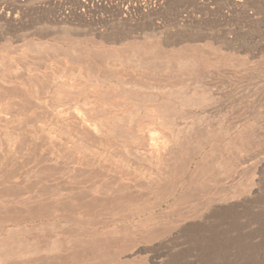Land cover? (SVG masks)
I'll return each instance as SVG.
<instances>
[{
	"label": "rangeland",
	"instance_id": "rangeland-1",
	"mask_svg": "<svg viewBox=\"0 0 264 264\" xmlns=\"http://www.w3.org/2000/svg\"><path fill=\"white\" fill-rule=\"evenodd\" d=\"M179 35L185 36L184 38L191 36L192 39L180 41L177 38L179 41H176L175 38ZM172 40L176 44L166 45L167 41L173 42ZM147 41L152 43L149 54L153 59H158L154 60L155 63L152 61V64H141L135 58L141 53L142 42ZM190 44L199 47L201 58L204 56L209 59L205 68V80L208 84L205 82V87L202 88L200 82L192 81L196 84L192 85L190 79L191 88L186 90L189 92H178L176 99L187 104H177L175 107L172 104L169 111L162 112L167 116L171 128L164 129L156 124L151 133L146 131V137L137 135L142 141L136 135H131L132 139L129 137V141L122 142L123 144L120 142L125 138H117L116 141L111 135L113 132L110 134L112 138L102 144L91 139L87 130L92 132L96 128L93 132L98 137H103L102 134L107 131L104 134L106 138L107 133L117 128L114 118H120L119 116L124 119L123 127L136 130L137 121L133 123L134 127L129 119L137 116L138 94H135V90L139 88L138 84L155 81L157 77L175 75L174 72L187 71L188 76L190 70L185 69L187 63L180 59L190 53ZM54 48H64L65 54ZM87 50L97 51L104 59L93 56ZM73 55H76L75 58L71 57ZM0 70V170L5 168L0 171V177L11 173V168V171L17 168V173H12L20 176V180L27 172L29 177L28 174L25 176L29 181H24V185L27 182L34 189L24 191L17 200L10 199L9 202L2 203L0 199V264H264V77L261 76L264 75L263 0H0ZM9 71H15L16 74ZM191 76L194 80L193 75ZM68 82L71 85H67ZM12 90L16 92L13 94ZM199 99L206 104L219 102L222 108L219 117L213 119L210 114H201L203 110L199 108ZM216 99L219 101H215ZM131 109H135V112ZM80 114L87 115V118ZM196 115L204 120H214L216 132L220 129L217 133L227 138L220 142L214 141L215 145L207 148L203 161L196 159L189 169L188 162L183 160L188 161L191 153L187 152L195 144L198 146V142L190 144L186 148L189 151L185 149L176 160L177 147L173 137L174 134L187 131L186 128ZM77 131L79 135H76ZM154 133L170 137V149H166V152L163 150L161 154L171 164L166 162L165 165L173 168L171 170L167 167L171 176L172 171L176 170L175 166L178 170H184L180 174L176 170L173 179L169 178L170 183L163 182V186L158 185L160 187L156 188L152 184L159 179L158 173L161 170L158 171L157 164L148 156L149 147L151 148L149 137ZM243 135H246L245 139ZM118 139L122 140L118 143ZM77 141H81V144ZM244 143H248L247 151L244 149L240 152L239 148ZM225 146L231 151L226 152ZM136 148L145 152L144 160H133ZM250 154H256V157L245 161V157ZM79 157L85 162L92 161V164L75 167V160H80ZM121 161L148 166L142 165L138 170H150V173L146 172V175L136 178L137 186L144 187L141 190L147 191V195L130 203L128 208V205L124 206V210L127 208L126 213L130 211L138 215L127 226L111 224L110 227L102 228V224H96L97 228L91 221L92 217L79 214L74 203L76 204L79 192L85 189L84 186L102 181L103 176L100 177L98 173L100 166L106 168L111 164L122 163ZM179 162L184 165L181 166ZM67 163L70 164L67 166ZM54 168L56 171L51 175ZM34 175L40 182L35 180ZM44 183L49 187L44 186ZM58 190L60 192L55 194ZM59 194L62 195L59 196L61 200L57 197ZM3 207L8 211L4 212L6 209H2ZM27 213L29 216H26ZM3 214L6 215L5 218ZM12 214H15L14 219L10 216ZM8 217L12 220H7L6 223ZM15 219H18V223Z\"/></svg>",
	"mask_w": 264,
	"mask_h": 264
},
{
	"label": "bare ground",
	"instance_id": "bare-ground-1",
	"mask_svg": "<svg viewBox=\"0 0 264 264\" xmlns=\"http://www.w3.org/2000/svg\"><path fill=\"white\" fill-rule=\"evenodd\" d=\"M230 1V0H229ZM248 2H250V1H248ZM247 2V3H248ZM252 2V1H251ZM250 2V3H251ZM259 2V1H258ZM238 3V2H237ZM246 3V2H245ZM250 3H248V5H250ZM263 3H264V0H263ZM240 4V3H239ZM244 4V3H243ZM260 4V3H259ZM262 4V3H261ZM245 5V4H244ZM252 5H253V3H252ZM241 6V5H240ZM247 6V5H246ZM252 7V6H251ZM246 9V8H245ZM262 10V9H261ZM208 12V11H207ZM229 13V12H228ZM212 14V13H211ZM245 21V20H244ZM190 31V30H189ZM183 35V34H182ZM189 35V34H188ZM185 36H181L180 37V35H179V37L178 36H176V38H175V40L178 38V39H180V41H181V39H183V41L185 40H188V39H192L191 38V36H189V38H184ZM192 37H194V36H192ZM202 37V36H201ZM216 38V37H215ZM218 38H219V36H218ZM70 39V38H69ZM74 39V38H73ZM155 39V38H154ZM177 39V40H178ZM214 39V38H213ZM67 40V39H66ZM76 40V39H75ZM87 40V39H86ZM88 40H90L89 38H88ZM153 40V39H152ZM156 40V39H155ZM176 40V41H177ZM215 40V39H214ZM74 41V40H73ZM92 41V40H91ZM100 41V40H99ZM145 41V40H144ZM173 41V40H172ZM179 41V40H178ZM94 42H95V40H94ZM104 42V41H103ZM103 42H101V43H103ZM153 42V41H152ZM158 42H160V41H158ZM82 43V42H81ZM100 43V42H99ZM129 43V42H128ZM143 44L140 46V51H141V53H139V56H138V58L136 59L135 58V60L136 61H139L141 64H147V63H151L152 61L154 62V60L156 59H153L152 58V56L149 54L150 53V50H151V42H142ZM178 43V42H177ZM104 44V43H103ZM154 44V43H153ZM172 44H176V42H169V41H167V43H166V45H171L172 46ZM223 44V43H222ZM255 44V43H254ZM73 45H75V44H73ZM77 45H78V40H77ZM133 45H134V43H133ZM191 46H190V49H189V51H190V55L189 54H186V55H184V58H182L181 57V59L180 60H182V59H184V61H186V63H187V66L185 67V69H189L190 70V72H188V76H187V71L186 72H182V73H176V72H174L175 73V75H168V77H167V73L166 74H164V75H166V77H164V78H158L157 77V79L156 78H154V79H156L155 81H146V82H143L142 84H138V86H139V88L138 89H136L135 90V94H138V96L136 97V98H138V108H137V110H138V112H137V116H136V118H134L133 116H132V118L131 119H129V123H136L135 121H137V124H135V125H137L136 126V130H134L135 128V126H134V124H133V130L130 128V127H123L122 126V123L124 122V119L123 118H121V116H119L120 118H114V119H116L115 120V123H117L118 124V126H117V128L114 130V131H111L110 133H107L106 135H108V136H106V138H104V134L107 132H105V131H103L102 130V128H101V131L104 133V134H102L103 135V137H98V135H96V134H94L95 132H93V131H95V129H93V131L92 132H90L89 130H87L86 132H88L87 134L88 135H90L92 138L91 139H94L93 141L94 142H96L97 144H102V143H105V142H108L111 138H112V136L111 135H113V137L114 138H116V141H117V138H125L124 140H120V139H118V143L120 142L121 144H123V143H125L126 141H129L128 140V138L129 137H131V135H134V137H135V135L137 136V135H139L140 137H146V131H147V133L149 134V132L151 133L153 130H155V128H156V124H159L162 128H164V129H167V128H171V126L169 125V123L167 122V116H165L164 114H162V112H165V111H169L168 109H169V106H171L172 104L174 105V107H175V105H185V104H187V103H183V102H179L177 99H176V95L177 94H179L178 92H180V94H181V90L183 91V90H188V89H190L191 87H190V85H189V83H190V79H191V82L193 81H195V82H200L201 84L200 85H202V88H203V86L205 87V82L208 84V82H207V80H205V76H206V72H205V68H206V66L208 65V63H209V59H208V57H202L201 58V56H200V53H199V47L197 48V47H193V45L192 44H190ZM247 45V44H246ZM76 46V45H75ZM81 46H83V45H81ZM80 46V47H81ZM131 46V45H130ZM185 46V45H184ZM53 47V46H52ZM55 47V46H54ZM78 47H79V45H78ZM126 47V46H125ZM153 47V46H152ZM169 47V46H168ZM186 47V46H185ZM187 47H188V45H187ZM240 47V46H239ZM49 48V47H48ZM110 48V47H109ZM134 48V47H133ZM133 48L131 49V50H133ZM155 48V47H154ZM183 48V47H182ZM212 48H214V47H212ZM219 48V47H218ZM235 48V47H234ZM46 49V48H45ZM64 49V48H63ZM63 49L61 50V48H60V50L59 51H62L63 52ZM78 49V48H77ZM107 49V48H106ZM118 49H119V47H118ZM204 49V48H203ZM206 49V48H205ZM216 49H217V47H216ZM40 50V49H39ZM47 50V49H46ZM49 50V49H48ZM54 50L55 51H58V50H56L55 48H54ZM65 50V49H64ZM84 50V49H83ZM187 50V49H186ZM237 50V49H236ZM241 50V49H240ZM53 51V50H52ZM75 51V50H74ZM86 51V50H85ZM87 51H89L90 53H92L93 54V56H96V57H99V58H103L104 59V56L102 57V54H100V53H98L97 51L96 52H91L90 50H87ZM127 51H129V49L127 50ZM208 51V50H207ZM207 51H205V52H207ZM39 52V51H38ZM46 52V51H45ZM65 52V51H64ZM63 52V54H65ZM122 52L124 53L125 51H123L122 50ZM136 51H134L133 50V53H135ZM173 52V51H172ZM209 52V51H208ZM44 53V52H43ZM66 53H67V51H66ZM71 53V52H70ZM89 53V54H90ZM103 53V52H102ZM132 53V52H131ZM132 53V54H133ZM180 53V52H179ZM251 53V52H250ZM253 53V52H252ZM68 54V53H67ZM72 54H74V53H72ZM128 54V53H127ZM129 54H130V52H129ZM210 54V53H209ZM134 55V54H133ZM157 55H159V57H160V54H157ZM156 55V56H157ZM234 55V54H233ZM255 55V54H254ZM26 56V55H25ZM67 56V55H66ZM74 56H76V55H73V56H71V57H73V58H75ZM135 56V55H134ZM226 56V55H225ZM79 57V56H78ZM90 57V56H89ZM112 57H113V55H112ZM124 57V56H123ZM136 57V56H135ZM212 57V56H211ZM215 57V56H214ZM213 57V58H214ZM114 58V57H113ZM175 58V57H174ZM179 58V57H178ZM231 58V57H230ZM2 59V58H1ZM3 59H5V58H3ZM82 59V58H81ZM97 59V58H96ZM131 59V58H130ZM158 59V58H157ZM157 59H156V61H157ZM164 59V58H163ZM166 59V58H165ZM167 59H169V57L167 58ZM98 60V59H97ZM105 60H107V59H105ZM128 60V59H127ZM160 60V59H159ZM162 60V59H161ZM178 60V59H177ZM5 61H6V59H5ZM84 61V60H83ZM82 61V62H83ZM91 61V60H90ZM93 61V60H92ZM91 61V62H92ZM164 61V60H163ZM166 61H168V60H166ZM173 61V60H172ZM171 61V62H172ZM108 62H109V60H108ZM160 62V61H159ZM179 62V61H178ZM181 62V61H180ZM191 62H193L194 64L192 65L191 64ZM111 63V62H110ZM130 63V62H129ZM155 63V62H154ZM170 63V62H169ZM175 63V62H174ZM185 63V62H184ZM185 63V64H186ZM231 63V62H230ZM5 64V63H4ZM7 64V63H6ZM10 64V63H9ZM83 64V63H82ZM85 64V63H84ZM93 64V63H92ZM104 64V63H103ZM123 64V63H122ZM138 64V63H137ZM152 64V63H151ZM160 64V63H159ZM166 64V63H165ZM172 64V63H171ZM176 64V63H175ZM221 64H223V63H221ZM107 65V64H106ZM150 65V64H149ZM183 65V64H182ZM23 66V65H22ZM133 66V65H132ZM160 66V65H159ZM163 66V65H162ZM164 66H167V65H164ZM169 66H171V65H169ZM196 66V67H195ZM217 66V65H216ZM11 66H9V70L11 69L10 68ZM15 66H13V68H14ZM94 67V66H93ZM110 67V66H109ZM4 68V67H3ZM22 68V67H21ZM82 68V67H81ZM106 68V67H105ZM140 68H142V67H140ZM146 68L148 69V67L146 66ZM150 68V67H149ZM171 68V67H170ZM152 69H153V67H152ZM151 69V70H152ZM168 69V68H167ZM166 69V70H167ZM184 69V68H183ZM192 69H194V70H192ZM219 69V68H218ZM3 70V69H2ZM59 70H61V69H59ZM64 70V69H63ZM75 70V69H74ZM83 70V69H82ZM115 70V69H114ZM113 70V71H114ZM121 70V69H120ZM123 70V69H122ZM165 70V68L163 69V71ZM169 70V69H168ZM172 70V69H171ZM192 70V71H191ZM1 71V70H0ZM4 71V70H3ZM13 71V70H12ZM96 71V70H95ZM161 71H162V69H161ZM9 72H11V71H9ZM15 72V71H14ZM13 72V73H14ZM80 72V71H79ZM84 72V71H83ZM86 72V71H85ZM88 72V71H87ZM109 72V71H108ZM111 72V71H110ZM116 72V71H115ZM120 72V71H119ZM123 72V71H122ZM157 72V71H156ZM12 73V72H11ZM12 73V74H13ZM174 73H172V74H174ZM213 73V72H212ZM3 74V73H2ZM5 74V73H4ZM16 73H14L13 75H15ZM82 74V73H81ZM105 74V73H104ZM113 74V73H112ZM118 74V73H117ZM119 74H121V73H119ZM130 74V73H129ZM146 74V73H145ZM186 74V75H185ZM211 74V73H210ZM44 75V74H43ZM48 75H49V73H48ZM48 75H47V77H48ZM70 75V74H69ZM72 75V74H71ZM155 75V74H154ZM191 75H193V79L194 80H192V76ZM12 76V75H11ZM52 76V75H51ZM50 76V77H51ZM79 76V75H78ZM82 76V75H81ZM112 76V75H111ZM211 76V75H210ZM261 76H263L264 77V75H261ZM1 77V76H0ZM10 77V76H9ZM116 77V76H115ZM156 77V76H155ZM189 77V78H188ZM213 77V76H212ZM218 77V76H217ZM19 78V77H18ZM109 78V77H108ZM117 78V77H116ZM124 78H126L125 76H124ZM1 79V78H0ZM51 79V78H50ZM61 79V78H60ZM75 79V78H74ZM78 79V78H77ZM99 79V78H98ZM120 79V78H119ZM130 79V78H129ZM16 80V79H15ZM121 80H123L122 78H121ZM126 80V79H125ZM128 80V79H127ZM131 80V79H130ZM205 80V81H204ZM213 80V79H212ZM230 80V79H229ZM251 80V79H250ZM259 80V79H258ZM2 81V80H1ZM50 81V80H49ZM59 81V80H58ZM75 81V80H74ZM103 81V80H102ZM119 81V80H118ZM137 81V80H136ZM139 81H140V79H139ZM143 81V80H142ZM141 81V82H142ZM3 82V81H2ZM17 82H18V80H17ZM37 82V81H36ZM60 82V81H59ZM63 82V81H62ZM78 82V81H77ZM120 82V81H119ZM118 82V83H119ZM124 82V81H123ZM126 82H128V81H126ZM125 82V83H126ZM131 82V81H130ZM134 82V81H133ZM192 82V83H193ZM210 82V81H209ZM4 83V82H3ZM47 83V82H46ZM61 83V82H60ZM132 83V82H131ZM137 83V82H136ZM136 83H135V85H136ZM70 83L68 82L67 83V85H69ZM123 83H121V85H122ZM134 84V83H133ZM206 84V85H207ZM230 84V83H229ZM234 84H236V83H234ZM5 85L7 86V84L5 83ZM4 85V86H5ZM9 85H10V83H9ZM11 85L13 86V84L11 83ZM10 85V86H11ZM49 85V84H48ZM66 85V84H65ZM71 85V84H70ZM126 85V84H125ZM192 85H196V84H192ZM212 85V84H211ZM217 85V84H216ZM215 85V86H216ZM219 85V84H218ZM225 85V84H224ZM224 85H223V87H224ZM240 85V84H239ZM262 85V84H261ZM5 86V87H6ZM11 86V87H12ZM18 86V85H17ZM17 86H15L16 88H17ZM38 86H39V84H38ZM77 86V85H76ZM88 86V85H87ZM128 86V85H127ZM132 86V85H131ZM130 86V87H131ZM197 86H199L198 84H197ZM236 86V85H235ZM1 87H3V86H1ZM9 87V86H8ZM14 87V88H15ZM20 86H18V88H19ZM50 87V86H49ZM64 87V86H63ZM73 87V86H72ZM108 87V86H107ZM193 87V86H192ZM208 87V86H207ZM217 87V86H216ZM222 87V86H221ZM40 88V87H39ZM38 88V90H40ZM62 88V87H61ZM60 88V89H61ZM65 88H67L66 86H65ZM70 88V87H69ZM75 88V87H74ZM81 88H83L82 86H81ZM91 88V87H90ZM101 88V87H100ZM194 89H195V87H193ZM197 88V87H196ZM198 88H200V86L198 87ZM197 88V89H198ZM201 88V89H202ZM211 88H212V86H211ZM215 88V87H214ZM213 88V89H214ZM218 88V87H217ZM230 88V87H229ZM228 88V89H229ZM5 89V88H4ZM10 89V88H9ZM19 89H21V88H19ZM31 89V88H30ZM103 89V88H102ZM117 89V88H116ZM6 90H8V89H6ZM73 90V89H72ZM91 90V89H90ZM192 90V89H191ZM208 90H209V88H208ZM231 90V89H230ZM243 90V89H242ZM252 90H253V88H252ZM3 91V90H2ZM13 91V90H12ZM31 91V90H30ZM65 91H67V90H65ZM69 91H71V89H69ZM77 91H78V89H77ZM195 91V90H194ZM210 91V90H209ZM212 91V90H211ZM216 91V90H215ZM16 92V91H15ZM14 91H13V94L15 93ZM19 93H20V91H18ZM24 92V91H23ZM47 92H49V91H47ZM52 92V91H51ZM54 92V91H53ZM68 92V91H67ZM80 92H82V91H80ZM85 92H86V90H85ZM125 92V91H124ZM187 92V91H186ZM189 92V91H188ZM187 92V93H188ZM192 92H193V90H192ZM191 91H190V93H192ZM195 92H198V91H195ZM202 92V91H201ZM223 92V91H222ZM3 93H5V91L3 92ZM8 93V92H7ZM6 93V94H7ZM10 93V92H9ZM21 93H22V91H21ZM55 93V92H54ZM57 93V92H56ZM70 93H72V92H70ZM83 93V92H82ZM81 93V94H82ZM123 93V92H122ZM126 93V92H125ZM134 93V92H133ZM132 93V94H133ZM183 93H184V91H183ZM194 93V92H193ZM204 93V92H203ZM206 93V92H205ZM212 93H214V92H212ZM224 93V92H223ZM264 93V92H263ZM1 94V93H0ZM24 94H25V92H24ZM36 94V93H35ZM38 94V93H37ZM50 94V93H49ZM52 94V93H51ZM77 94V93H76ZM92 94V93H91ZM94 94V93H93ZM97 94V93H96ZM120 94V93H119ZM124 94V93H123ZM127 94V93H126ZM126 94H124V96L126 95ZM135 94H133V95H135ZM201 95H202V93H200ZM18 96H19V94H17ZM22 95V94H21ZM39 95V94H38ZM78 95V94H77ZM87 95V94H86ZM95 95V94H94ZM183 95V94H182ZM182 95H181V97H182ZM184 95H186V94H184ZM212 95V94H211ZM232 95V94H231ZM238 95V94H237ZM1 96V95H0ZM15 96V95H14ZM23 96V95H22ZM26 96V95H25ZM65 96H67L66 94H65ZM189 96H191V95H188V97ZM200 96V95H199ZM218 96V95H217ZM234 96V95H233ZM5 97V96H4ZM7 97V96H6ZM8 97H9V94H8ZM13 97V96H12ZM63 97V96H62ZM72 97V96H71ZM76 97H78V96H76ZM85 97V96H84ZM90 97V96H89ZM187 97V96H186ZM186 97H184V99L186 98ZM193 97V96H192ZM192 97L190 98V99H192ZM198 97V96H197ZM215 97V96H214ZM218 97H220V96H218ZM235 97V96H234ZM56 98V97H55ZM66 98H69L70 99V97L69 96H67ZM66 98H65V100H66ZM73 98H74V96H73ZM195 98H196V96H195ZM194 98V99H195ZM231 98V97H230ZM229 98V99H230ZM7 99V98H6ZM5 99V100H6ZM41 99V98H40ZM76 99V98H75ZM79 99V98H78ZM80 99H82V98H80ZM79 99V100H80ZM93 99V98H92ZM194 99H193V104L195 105V103H194ZM214 99V98H213ZM218 99V98H217ZM215 100V101H219V100ZM236 99V98H235ZM22 100V99H21ZM68 100V99H67ZM71 100V99H70ZM70 100H68V101H70ZM134 100V99H133ZM186 100V99H185ZM184 100V101H185ZM233 100H234V98H233ZM30 101V100H29ZM28 101V102H29ZM51 101V100H50ZM106 101V100H105ZM118 101V100H117ZM197 101H198V99L196 100V103H197ZM206 101V100H205ZM212 101V100H211ZM91 102V101H90ZM99 102V101H98ZM226 102V101H225ZM238 102V101H237ZM240 102V101H239ZM7 103V102H6ZM105 103V102H104ZM227 103H228V100H227ZM234 103V102H233ZM48 104V103H47ZM95 104H96V102H95ZM232 104V103H231ZM236 103H234V105H235ZM23 105V104H22ZM46 105V104H45ZM78 105V104H77ZM76 105V106H77ZM98 105V104H97ZM173 105H172V107H173ZM193 105V106H194ZM198 105H199V108H200V110H203V112L201 113V114H203V113H205V114H210L212 117H213V119H215V118H218L219 117V115H220V112H221V105L219 104V102L218 103H215V104H206V103H203L200 99H199V103H198ZM241 105V104H240ZM4 106H6V104L4 105ZM10 106V105H9ZM8 106V107H9ZM26 106V105H25ZM107 106H108V104H107ZM110 106V105H109ZM196 106V105H195ZM225 106V105H224ZM232 106V105H231ZM231 106H230V109H231ZM243 106V105H242ZM131 107V106H130ZM129 107V108H130ZM171 107V108H172ZM233 107V106H232ZM236 107V106H235ZM244 107V106H243ZM31 108V107H30ZM80 109H81V107H79ZM97 108V107H96ZM181 108V107H180ZM197 108V107H196ZM1 109V108H0ZM9 109H11V108H9ZM85 109H86V107H85ZM88 109V108H87ZM117 109V108H116ZM229 109V110H230ZM239 109H240V106H239ZM244 109V108H243ZM8 110V109H7ZM64 110V109H63ZM91 110V109H90ZM97 110V109H96ZM104 110H105V108H104ZM107 110V109H106ZM118 110H120V109H118ZM133 112H135V109H131ZM180 110H183V108L182 109H180ZM246 110V109H245ZM80 111V110H79ZM89 111V110H88ZM102 111V110H101ZM131 111V112H132ZM192 111V110H191ZM224 111V110H223ZM234 111V110H233ZM247 111V110H246ZM8 112V111H7ZM13 112V111H12ZM11 112V113H12ZM67 112V111H66ZM87 112V111H86ZM120 112V111H119ZM132 112V113H133ZM243 112V111H242ZM62 113V112H61ZM81 113V112H80ZM179 113V112H178ZM200 113V112H199ZM240 113V112H239ZM245 113V112H244ZM9 114H10V112H9ZM180 114V113H179ZM182 114V113H181ZM228 114V113H227ZM226 114V115H227ZM238 114V113H237ZM15 115V114H14ZM74 115V114H73ZM76 115V114H75ZM78 115H79V113H78ZM80 115H83V116H85L84 114H80ZM112 115V114H111ZM222 115V114H221ZM235 115V114H234ZM240 115V114H239ZM49 116V115H48ZM109 116V115H108ZM116 116V115H115ZM114 116V117H115ZM249 116V115H248ZM14 117V116H13ZM55 117V116H54ZM86 118H87V115L85 116ZM98 117H100V116H98ZM118 117V116H117ZM235 117V116H234ZM244 117V116H243ZM247 117V116H246ZM246 117H244V118H246ZM5 118V117H4ZM7 118V117H6ZM101 118V117H100ZM110 118V117H109ZM130 118V117H129ZM242 118V117H241ZM254 118V117H253ZM112 118H110V120H111ZM113 119V120H114ZM233 119V118H232ZM17 120V119H16ZM15 120V121H16ZM96 120V119H95ZM104 120V119H103ZM132 122H131V121ZM172 120V119H171ZM170 120V121H171ZM237 120V119H236ZM239 120V119H238ZM240 120H242V119H240ZM68 121V120H67ZM134 121V122H133ZM174 121V120H173ZM191 121V120H190ZM234 121V120H233ZM10 122V121H9ZM111 122H113V121H111ZM128 122V121H127ZM177 122V120L174 122V124ZM215 121L214 120H209L208 121V119L207 118H205V120L203 119V118H201L200 116H198V115H196L194 118H193V121L191 122V125L188 127V125H187V127L188 128H186V129H188L187 131H184V132H181V133H177V134H174V137H173V140L175 141V144H176V146L175 147H177V151H176V149H174L177 153H176V160H177V156H179L181 153H183V151H185V149L187 148V147H189L190 146V144H194L195 142H198V146L195 144V146L190 150V152H187V151H189L188 149H186L187 151V153L189 154V153H191L190 154V156L188 157L189 159H188V161H186L185 159L183 160L185 163L186 162H188V164H187V167L190 169V167H191V165H192V163L193 162H196L195 160L196 159H198V158H200L201 160H202V158L205 156V154L207 153L206 152V150H207V148H209V147H212L213 145H215L214 143L216 142V141H218V142H220V141H223V140H225L227 137H225V135L223 136V134L222 135H220V134H218L219 133V131H220V129H219V131H218V129H217V132H216V124L214 123ZM241 122V121H240ZM5 123H7V122H5ZM114 123V124H115ZM126 123V122H125ZM250 123V122H249ZM82 124V123H81ZM103 124V123H102ZM112 124V123H111ZM132 124H131V126H132ZM190 124V123H189ZM228 124V123H227ZM4 125V124H3ZM23 125H25V124H23ZM222 125V124H221ZM245 125V124H244ZM10 126V125H9ZM12 126V125H11ZM17 126V125H16ZM104 126V125H103ZM176 126V125H175ZM235 126V125H234ZM1 127V126H0ZM12 127H14V125L12 126ZM92 127V126H91ZM94 127V126H93ZM231 127H233V126H231ZM2 128V127H1ZM14 128H17V127H14ZM74 128V127H73ZM88 128V127H87ZM233 128H236V127H233ZM4 129V128H3ZM90 129V128H89ZM97 129H99V128H97ZM228 129H230V128H228ZM240 129V128H239ZM72 130V129H71ZM81 130V129H80ZM84 130V129H83ZM100 130V129H99ZM185 130V129H184ZM224 130V129H223ZM246 130V129H245ZM245 130H244V132H245ZM16 131V130H15ZM85 131V130H84ZM135 131V132H134ZM11 132V131H10ZM14 132V131H13ZM74 132H76L75 130H74ZM113 132V134H111ZM134 132V133H133ZM225 132H226V130H225ZM237 132V131H236ZM2 133V132H1ZM3 133H4V131H3ZM2 133V134H3ZM18 133V132H17ZM19 133H21V132H19ZM65 133V132H64ZM69 133V132H68ZM77 133H78V131H77ZM241 133V132H240ZM6 133H4V135H5ZM54 134H55V132H54ZM58 135H59V133H57ZM86 133H84L83 134V132H82V135H84L85 137H87V135H85ZM111 134V135H110ZM227 134V133H226ZM236 134V133H235ZM242 134V133H241ZM41 135V134H40ZM76 135H79V133L78 134H76ZM249 135V134H248ZM8 136V135H7ZM39 136V135H38ZM43 136V135H42ZM70 136H71V134H70ZM69 136V137H70ZM84 136H82L83 138H82V140L84 139ZM240 136V135H239ZM244 136V135H243ZM6 137V136H5ZM54 137V136H53ZM89 137V136H88ZM140 137H138L137 136V138H139L140 139ZM148 137H149V135H148ZM231 137V136H230ZM63 138V137H62ZM62 138L60 139V140H62ZM71 138V137H70ZM69 138V139H70ZM79 138V137H78ZM102 138H104V139H102ZM242 138V137H241ZM240 138V140H242ZM246 138V135L244 136V139ZM252 138V137H251ZM4 139V138H3ZM8 139L10 140L11 138H9L8 137ZM57 139V138H56ZM73 139V138H72ZM131 139H132V137H131ZM130 139V140H131ZM142 139H144V138H142ZM148 139V138H147ZM237 139V138H236ZM236 139H234V143H235V140ZM250 139V138H249ZM5 140H7V138H5ZM13 140V139H12ZM15 140V139H14ZM68 140V139H67ZM71 140V139H70ZM69 140V141H70ZM76 140H77V138H76ZM76 140H73V141H76ZM89 140V139H88ZM120 140V141H119ZM141 140V139H140ZM237 140H239V139H237ZM11 141V140H10ZM90 141H92V140H90ZM93 141H92V143H93ZM142 141V140H141ZM149 141H150V146H151V148L149 147V158L152 160V161H154L157 165V168H158V171L159 170H161V171H159L160 173H158L159 174V176H158V180H155L154 178V180L155 181H153V187L155 186V188H156V186L157 187H160V186H158V185H161L163 182H169L170 183V180H169V178H172V176L174 175V174H176V170H178V167L177 166H175V168H176V170L175 171H172V176H171V174H170V171L167 169V167H170V166H166L165 165V163L167 162L166 160H164L163 159V157H162V155H163V153L161 154V152L163 151V150H165V152H166V149H168V147L171 145V140H170V137H168L167 135H165V134H163V133H159V134H152L151 135V137H149ZM215 141V142H214ZM250 141H252V140H250ZM53 142V141H52ZM55 142V141H54ZM123 142V143H122ZM139 142V141H138ZM147 142V141H146ZM241 142V141H240ZM243 142V141H242ZM246 142V141H245ZM248 142V141H247ZM5 143V142H4ZM7 143V142H6ZM9 143V142H8ZM18 143V142H17ZM27 143V142H26ZM70 143V142H69ZM77 143H79V141H77ZM83 143V142H82ZM85 143V142H84ZM224 143V142H223ZM13 144H14V141H13ZM48 144V143H47ZM54 144V143H53ZM79 144H81V141H80V143ZM95 143H93V145H94ZM146 144V143H145ZM229 144H231L230 142H229ZM233 144V143H232ZM236 144V143H235ZM245 145H243V144H241V147L238 145V148L239 149H241L240 150V152L242 151V150H244V149H246V145L248 144H246V143H244ZM254 144V143H253ZM4 145H6V144H4ZM12 145V144H11ZM44 145V144H43ZM87 145H88V143H87ZM96 145V144H95ZM94 145V146H95ZM104 145V144H103ZM108 145V144H107ZM149 145V144H148ZM226 145V144H225ZM67 146V145H66ZM99 146V145H98ZM132 146H134V145H132ZM138 146V145H137ZM232 146V145H231ZM249 146V145H248ZM255 146V145H254ZM61 147H62V145H61ZM65 147V146H64ZM105 147V146H104ZM112 147V146H111ZM226 147V146H225ZM233 147V146H232ZM251 147V146H250ZM63 148V147H62ZM227 149H226V152L227 151H229L228 150V147H226ZM234 148H235V146H234ZM1 149V148H0ZM49 149V148H48ZM74 149H76V147L74 148ZM93 149V148H92ZM103 149V148H102ZM170 149V148H169ZM168 149V150H169ZM231 149V148H230ZM238 149V150H239ZM251 149V148H250ZM250 149H248V150H250ZM261 149V148H260ZM56 150V149H55ZM122 150H123V148H122ZM127 150V149H126ZM146 150V149H145ZM224 150V149H223ZM235 150H236V148H235ZM234 150V151H235ZM237 150V151H238ZM252 150V149H251ZM69 151V150H68ZM124 151V150H123ZM171 151V150H170ZM222 151V150H221ZM231 151V150H230ZM229 151V152H230ZM246 151H247V149H246ZM129 152H131V151H129ZM129 152H127V153H129ZM172 152V151H171ZM206 152V153H205ZM212 152H214V151H212ZM225 152V153H226ZM245 152V151H244ZM249 152V151H248ZM258 152V151H257ZM6 153V152H5ZM86 153V152H85ZM106 153V152H105ZM175 153V152H174ZM187 153H185V154H187ZM239 153V152H238ZM237 153V154H238ZM261 153V152H260ZM8 154V153H7ZM55 154H57V153H55ZM96 154V153H95ZM101 154V153H100ZM104 154V153H103ZM130 154V153H129ZM144 154H145V152L144 151H142L140 148H136L135 150H134V152H133V155H134V158H133V160L134 159H136L137 161L139 160V159H143V157H145L144 156ZM171 154H173V152L171 153ZM253 154V153H252ZM102 155V154H101ZM128 155V154H127ZM184 155V154H183ZM182 155V156H183ZM212 155V154H211ZM261 155V154H260ZM8 156H10V155H8ZM53 156V155H52ZM58 156V155H57ZM65 156V155H64ZM77 156V155H76ZM85 156H86V154H85ZM109 156V155H108ZM173 156H175V154L173 155ZM188 156V155H187ZM215 156V155H214ZM1 157V156H0ZM3 157H5V156H3ZM51 157V156H50ZM54 157V156H53ZM67 157V156H66ZM81 157H83V156H81ZM81 157H79V159L81 158ZM147 157V156H146ZM166 157V156H165ZM219 157H220V155H219ZM222 157V156H221ZM242 157H243V155H242ZM245 157V156H244ZM256 157V154L255 155H249V156H247V157H245V161L248 159V160H250V159H253V158H255ZM2 158V157H1ZM57 158H60V157H57ZM76 158V157H75ZM113 158V157H112ZM111 158V159H112ZM115 158V157H114ZM148 158V157H147ZM185 158V157H184ZM71 159H73V158H71ZM83 158H81L80 160H75V159H73V161L75 160L76 162L74 163V166L76 167H78V166H89V165H91L92 163V161L91 160H93V159H91L90 161L91 162H85L84 160H82ZM85 159V158H84ZM102 159V158H101ZM107 159V158H106ZM181 159V158H180ZM187 159V158H186ZM223 159H226V158H223ZM234 159V158H233ZM240 159H242L243 160V158H240ZM257 159V158H256ZM9 160V159H8ZM68 160H69V158H68ZM98 160V159H97ZM96 160V161H97ZM108 160V159H107ZM118 160V159H117ZM130 160V159H129ZM132 160V161H133ZM135 160V161H136ZM144 160V159H143ZM149 160V159H148ZM228 160V159H227ZM0 161H1V159H0ZM5 161V160H4ZM3 161V162H4ZM65 161V160H64ZM86 161H89L88 159L86 160ZM110 161H113V160H110ZM120 161V160H119ZM175 161V160H174ZM199 161V160H198ZM203 161V160H202ZM207 161V160H206ZM216 161V160H215ZM222 161V160H221ZM226 161V160H225ZM238 161V160H237ZM240 161V160H239ZM263 161V160H262ZM7 161H5V163H6ZM9 162V161H8ZM70 162V161H69ZM95 162V161H94ZM98 162V161H97ZM96 162V163H97ZM104 162V161H103ZM122 162V161H121ZM125 162H127L126 160H125ZM125 162H122V163H116L115 165L114 164H111L109 167H106V168H102L101 166H100V170H99V176L100 175H102L103 176V179H102V181H100L99 183H97V181L95 182V183H90L89 185H88V183L86 184V185H88V186H84L85 187V189L83 190L82 189V191L81 192H79V194H78V196H77V201H76V204L74 203V205H71L72 207L74 206L75 207V209L76 210H78V212H80L79 214H81L82 216H83V214H86V215H89V216H91L92 217V219H91V221L93 222V224H94V226H96L97 227V225L96 224H102L103 226H102V228L104 227V226H109V225H118V226H122V227H124V226H127L130 222H132V221H134V219L136 218V217H138V215L137 214H135V213H131L130 211H128L127 213L125 212V210H127V208L129 207V204L130 203H133V202H135V201H138L139 199H141L142 197H144L145 195H147L146 194V192L145 191H142V190H144L142 187H138L137 186V181H136V178L137 177H139L140 178V175L142 176V175H146V170L144 169L142 172H141V170H138V169H140L139 167L140 166H142V165H144V164H141V165H137V163H129V164H127V163H125ZM176 162V161H175ZM212 162H214L213 160H212ZM227 162H229V161H227ZM91 163V164H90ZM168 164H169V162H167ZM204 163V162H203ZM225 163V162H224ZM233 163V162H232ZM25 164V163H24ZM68 164H70V163H67V166H68ZM73 164V163H72ZM148 164H150V163H148ZM179 164L182 166V165H184V164H181L180 162H179ZM214 164V163H213ZM212 164V165H213ZM221 164V163H220ZM26 165V164H25ZM28 165V164H27ZM39 165V164H38ZM45 165V164H44ZM151 165V164H150ZM169 165H171V164H169ZM178 165V164H177ZM203 165V164H202ZM66 166V165H65ZM73 165H72V167H74ZM80 166V167H81ZM99 166V165H98ZM112 166V167H111ZM197 166V165H196ZM70 167V166H69ZM96 167H97V165H96ZM144 167H148L147 165H144ZM53 168V167H52ZM59 168V167H58ZM88 168V167H87ZM86 168V169H87ZM99 168V167H98ZM156 168V169H157ZM174 168V169H175ZM181 168V167H180ZM183 168V167H182ZM4 170H5V168H3ZM3 169H1L2 171H3ZM6 169H8V168H6ZM12 169V168H11ZM11 169H10V172L11 173H9V169L7 170L8 171V173L9 174H5L6 176L4 177L3 176V178H2V175H1V177H0V199H1V201H2V203L3 202H9V200L10 199H16L17 200V198H19L20 196H22V193L24 194V191H28L29 189H31V188H33V187H29V183L27 184V182H26V184L24 185V181H29V179H27L28 177H29V174L26 172V174H28L27 176L28 177H26L24 174V177H23V179H20L19 180V177L20 176H17L16 174H13L12 173V171H14V172H16L17 173V171L15 170V169H17V168H13V170L11 171ZM49 169V168H48ZM48 169H47V171H48ZM55 170H54V172L53 173H51V175H53L54 173H55V171H56V168H54ZM61 169V168H60ZM74 169V168H73ZM76 169V168H75ZM90 169V168H89ZM89 169H87V170H89ZM155 169V170H156ZM169 169H171V167L169 168ZM173 169V168H172ZM171 169V170H172ZM0 170V171H1ZM34 170H35V168H34ZM39 170V169H38ZM43 170V169H42ZM49 170H51V169H49ZM84 170V169H83ZM148 170V169H147ZM154 170V171H155ZM182 170V172L184 171L183 169H181ZM181 170L179 169L178 171H180L178 174H180L181 173ZM1 171V172H2ZM47 171H45V172H47ZM52 171H53V169H52ZM52 171H50V172H52ZM59 171H61V170H59ZM64 171V170H63ZM69 171V170H68ZM82 171V170H81ZM144 171H145V173H144ZM0 172V173H1ZM80 172V171H79ZM149 173H150V170L148 171ZM147 172V173H148ZM21 173V172H20ZM25 173V172H24ZM30 173V172H29ZM65 173V172H64ZM67 173V172H66ZM72 173V172H71ZM82 173V172H81ZM144 173V174H143ZM3 174V173H2ZM30 174H32V173H30ZM35 174V173H34ZM58 174H59V172H58ZM76 174V173H75ZM83 174V173H82ZM85 174V173H84ZM156 174V173H155ZM4 175V174H3ZM20 175H22V174H20ZM50 175V176H51ZM59 175H62L61 173L59 174ZM73 175V174H72ZM78 175V174H77ZM76 175V176H77ZM195 175V174H194ZM35 176V180H36V175H34ZM39 177H41L40 175H38ZM56 176V175H55ZM148 176V175H147ZM182 176V175H181ZM181 176H179V179H180V177ZM48 177V176H47ZM66 177V176H65ZM80 177V176H79ZM98 177V176H97ZM101 177V176H100ZM153 177V176H152ZM177 177H178V175H177ZM198 177V176H197ZM25 178V179H24ZM31 178V177H30ZM85 178H86V175H85ZM96 178V177H95ZM94 178V179H95ZM192 178V177H191ZM196 178V177H195ZM34 179V178H33ZM42 180H44L43 179V177L41 178ZM57 178H55V180H56ZM65 179V178H64ZM72 179V178H71ZM74 179V178H73ZM93 179V178H92ZM146 179H148V178H146ZM173 179V178H172ZM204 179V178H203ZM37 180H39V181H37ZM37 182H40V179H38L37 178ZM47 180V179H46ZM54 180V179H53ZM58 180V179H57ZM56 180V181H57ZM69 180V179H68ZM76 180V179H75ZM150 180V179H149ZM169 180V181H168ZM175 180V179H174ZM182 180V179H181ZM194 180V179H193ZM48 181V180H47ZM55 181V182H56ZM62 181H63V179H62ZM65 181V180H64ZM63 181V182H64ZM81 181V180H80ZM141 181V180H140ZM189 181V180H188ZM49 182V181H48ZM86 182H88V181H86ZM139 182V181H138ZM144 183V182H143ZM193 183V182H192ZM23 184V185H22ZM31 184H32V179H31ZM31 184H30V186H31ZM45 184V183H44ZM66 184V183H65ZM139 184V183H138ZM165 184V183H164ZM72 185H74V184H72ZM142 185V184H141ZM32 186H34V185H32ZM44 186H48V184L46 185H44ZM76 186V183H75V185H74V187ZM144 186V185H143ZM146 186V185H145ZM161 186H163V185H161ZM49 187V186H48ZM152 187V186H151ZM141 188H142V190H141ZM42 189V188H41ZM49 189V188H48ZM60 190H61V188H59ZM146 189V188H145ZM34 190V189H33ZM32 189H31V191H33ZM76 190H77V188H76ZM26 191V192H27ZM30 191V192H31ZM58 192H60L59 190L57 191V193H55V194H58ZM67 192V191H66ZM149 192H151L150 190H149ZM55 194H53V195H55ZM63 194V193H62ZM75 194V193H74ZM26 195V194H25ZM27 195H29V194H27ZM77 195V194H76ZM75 195V196H76ZM60 196V194L57 196V197H59ZM62 196V195H61ZM60 196V197H61ZM64 196H65V194H64ZM59 197V198H60ZM67 197V196H66ZM69 197V196H68ZM72 197H74L73 195H72ZM22 198V197H21ZM58 198V199H59ZM65 198V197H64ZM22 199H24V198H22ZM31 199V198H30ZM56 199V198H55ZM63 199V198H62ZM74 199H75V197H74ZM26 200V199H25ZM33 200V199H32ZM60 200H61V198H60ZM0 201V202H1ZM23 202H24V200H22ZM57 201V200H56ZM69 201V200H68ZM73 201V200H72ZM18 202V201H17ZM21 201H19V203H20ZM75 202V201H74ZM1 203V204H2ZM11 203V202H10ZM22 203V202H21ZM26 203H27V201H26ZM0 204V205H1ZM9 204V203H8ZM7 205V204H6ZM11 205H12V203H11ZM14 205H15V203H14ZM61 205H63V204H61ZM67 205H70V204H68L67 203ZM126 205H128L127 206V208L124 210V206H126ZM2 206V205H1ZM13 206V205H12ZM16 206V205H15ZM28 206V205H27ZM65 206V204L63 205V207ZM7 207V206H6ZM6 207L4 208H2V209H6ZM9 207H10V205H9ZM19 207H20V204H19ZM73 207V208H74ZM8 208V207H7ZM15 208V207H14ZM21 208V207H20ZM58 208V207H57ZM71 208V207H70ZM72 208V209H73ZM2 209H1V211H2ZM15 209H17V208H15ZM68 209V208H67ZM76 210H74V211H76ZM4 212H7L8 210L6 209V210H3ZM20 211V210H19ZM23 211V210H22ZM68 211H71V210H68ZM73 211V210H72ZM3 212V213H4ZM10 212H12V211H10ZM0 213H2V212H0ZM24 213V212H23ZM77 212H75V214H76ZM6 214V213H5ZM10 213H8V215H9ZM28 214V213H27ZM15 215V214H14ZM13 214L12 215H10V216H12L13 217V219L15 218V216H14ZM52 215V214H51ZM54 215V214H53ZM65 215V214H64ZM2 215H0V217H1ZM26 216H29V214L28 215H26ZM34 216V215H33ZM48 216H49V214H48ZM55 216V215H54ZM3 217L5 218L6 217V215H4L3 214ZM2 217V218H3ZM1 218V219H2ZM3 218V221L5 220ZM9 218V217H8ZM36 217H34V219H35ZM69 218V217H68ZM30 219V218H29ZM32 219V218H31ZM74 219V218H73ZM72 219V220H73ZM7 220H12V218L10 217L9 219H6V223H7ZM20 220H21V218H20ZM79 220V219H78ZM15 221H17V223H18V219L16 220L15 219ZM67 221V220H66ZM91 221H90V223H91ZM11 222V221H10ZM89 222V221H88ZM96 222H98V223H96ZM13 223H15L14 222V220H13ZM16 223V224H17ZM84 223V222H83ZM86 223V222H85ZM86 226H87V224H86ZM101 226V225H100ZM110 227V226H109ZM98 228V227H97ZM101 228V227H100ZM6 231V230H5ZM105 231V230H104ZM10 232V231H9ZM12 232V231H11ZM98 232V231H97ZM13 233V232H12ZM97 242V241H96ZM12 259V258H11ZM18 262V261H17ZM10 263V262H9ZM13 263V262H12ZM14 264V263H13ZM16 264V263H15Z\"/></svg>",
	"mask_w": 264,
	"mask_h": 264
}]
</instances>
